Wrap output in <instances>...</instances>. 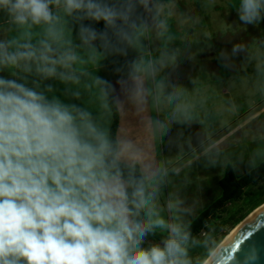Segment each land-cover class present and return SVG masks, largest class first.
Segmentation results:
<instances>
[{
	"label": "clouds",
	"instance_id": "1",
	"mask_svg": "<svg viewBox=\"0 0 264 264\" xmlns=\"http://www.w3.org/2000/svg\"><path fill=\"white\" fill-rule=\"evenodd\" d=\"M149 5L150 0H0L10 24L43 29L35 41L31 32L22 40L0 39V71L14 69L15 77L0 76V264H209L222 254L218 242L194 236L179 217L161 216L158 185L146 183L154 172L146 168L140 178L124 175L123 160L141 159L130 142L114 143L91 112L49 98L51 85L41 90V81L49 79L81 84L86 73L75 67L77 48L126 56L148 27L139 9L151 12ZM236 8L244 24L264 20V0H238ZM61 13L75 27L78 44L62 46L68 21ZM164 26L160 21L158 27ZM244 51L235 45L231 54ZM157 71L156 62L147 68L132 64L136 102L145 100L140 74ZM257 71L264 73V66ZM29 76L35 77L33 86ZM94 83L104 96L114 91L100 77ZM166 87L160 83V98L173 106L170 119L189 120L192 105L181 101L184 90ZM65 92L81 95L71 88ZM153 127L169 130L162 120ZM181 204L169 201L168 207L179 212ZM157 230L161 240L146 245ZM194 248H204L205 255L194 258Z\"/></svg>",
	"mask_w": 264,
	"mask_h": 264
},
{
	"label": "rangeland",
	"instance_id": "2",
	"mask_svg": "<svg viewBox=\"0 0 264 264\" xmlns=\"http://www.w3.org/2000/svg\"><path fill=\"white\" fill-rule=\"evenodd\" d=\"M237 4L238 0H190L182 14L174 6L159 8L157 19L147 14L152 57L159 62L153 76L152 118L167 123L169 130L154 127L153 149L143 147L140 157L142 175L146 168L155 173L146 183L158 185L160 214L170 221L179 217L191 225L214 205L222 196L220 181L227 166L240 179L264 165V73L257 71L264 66V20L242 23ZM160 21L163 28L158 27ZM235 45H243L245 51L232 55ZM222 52L227 57H221ZM161 82L167 92L172 85L184 90L181 101L192 105L189 120L170 119L173 106L160 98ZM175 200L182 201L179 212L168 207ZM261 204L264 180L217 209L194 236L220 245ZM150 235L148 244L159 242L163 234L157 230ZM190 254L203 257L205 249L194 248Z\"/></svg>",
	"mask_w": 264,
	"mask_h": 264
},
{
	"label": "crops",
	"instance_id": "3",
	"mask_svg": "<svg viewBox=\"0 0 264 264\" xmlns=\"http://www.w3.org/2000/svg\"><path fill=\"white\" fill-rule=\"evenodd\" d=\"M198 3L200 0H197ZM162 6L176 7L175 12L184 13L183 10L189 8L190 0H150V8L153 11L146 12L143 8L139 9V14L147 23V14L154 16L157 19L158 10ZM177 14V13H176ZM62 19L67 20L64 26L62 46L78 44L76 37V29L72 25L69 18H66L61 13ZM87 23V22H86ZM103 22L96 25L97 28L103 27ZM142 29L138 33V42L135 47H130L126 56H105L101 51L90 53L87 50L77 48L76 51L80 57L79 62L75 65L78 72L86 73L82 76L80 85H66L59 80L49 79L41 81V90H44L48 85L52 86L53 91L47 93L49 98L55 96L65 103L77 104L92 113L99 127H101L108 136L114 121L115 111L118 114V126L116 131V140L119 145L121 142H130L134 149L139 153L144 147L145 149H153L151 138L153 137V114L156 111L152 105L153 87L156 83L153 80L154 75H145L141 73V82L145 89V100L143 104L136 102L131 96V86L133 80L130 77L132 64H139L143 68H147L150 62H156V67L159 62L153 59V49L149 42V31ZM152 31V30H151ZM150 31V34L152 33ZM24 32H31L32 39H39L43 29L40 26L28 29L17 28L9 23V18L6 13L0 12V39H23ZM154 36V35H153ZM155 39L158 36L155 34ZM154 39V38H152ZM11 71L5 69L0 71V76L8 79H14ZM23 75V74H21ZM96 77H100L112 85L114 91H111L108 96L102 95L99 87L94 83ZM33 76L28 77L29 86H33ZM90 85V87H86ZM66 88H71L72 91H80L79 98H74L65 92ZM122 164L127 166L138 165L143 174V163L140 161L123 160Z\"/></svg>",
	"mask_w": 264,
	"mask_h": 264
},
{
	"label": "water",
	"instance_id": "4",
	"mask_svg": "<svg viewBox=\"0 0 264 264\" xmlns=\"http://www.w3.org/2000/svg\"><path fill=\"white\" fill-rule=\"evenodd\" d=\"M223 252L209 264H264V209L241 225L221 246Z\"/></svg>",
	"mask_w": 264,
	"mask_h": 264
},
{
	"label": "trees",
	"instance_id": "5",
	"mask_svg": "<svg viewBox=\"0 0 264 264\" xmlns=\"http://www.w3.org/2000/svg\"><path fill=\"white\" fill-rule=\"evenodd\" d=\"M117 126H118V114L115 111L114 121L110 129L109 138L116 144H117V140H116ZM121 167L126 177L129 175L130 172L136 178H140L142 176L141 170L137 164L129 167L121 163ZM261 180H264V165H261L255 171L251 172L250 174L240 179L236 178L231 166H227L224 177L220 181L222 196L214 205H212L208 210L200 214L199 217L194 222L191 223L190 228L193 235L199 233L204 228V226L208 223V219H209L208 217L212 216V214L217 209L224 206L225 204L230 203L231 201L239 200L242 190L245 187L252 184L256 185ZM148 239H152V236L149 235L146 238V240ZM147 244L148 243H146V245Z\"/></svg>",
	"mask_w": 264,
	"mask_h": 264
},
{
	"label": "bare ground",
	"instance_id": "6",
	"mask_svg": "<svg viewBox=\"0 0 264 264\" xmlns=\"http://www.w3.org/2000/svg\"><path fill=\"white\" fill-rule=\"evenodd\" d=\"M261 209H264V204L259 205L258 207H256L255 209H253L243 220H241V222H239L236 227L230 231L229 234L226 235V237L224 238V240L222 241V243L220 244V247L223 245V243L241 226L243 225L248 219H250L254 214H256L258 211H260ZM210 259V258H209Z\"/></svg>",
	"mask_w": 264,
	"mask_h": 264
}]
</instances>
